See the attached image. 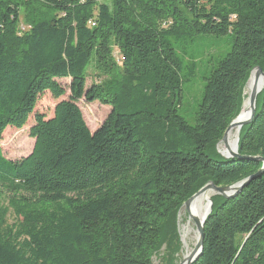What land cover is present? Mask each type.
<instances>
[{"label":"trees","instance_id":"1","mask_svg":"<svg viewBox=\"0 0 264 264\" xmlns=\"http://www.w3.org/2000/svg\"><path fill=\"white\" fill-rule=\"evenodd\" d=\"M227 35L191 125L179 115L196 71L191 58L184 75L187 50ZM263 63L264 0H0V264H153L165 245L173 259L184 204L253 176L212 197L195 264H264V89L240 158L217 149ZM68 79L69 100L35 116L32 153L7 159L5 130L23 129L46 93L63 98ZM83 99L111 107L94 133Z\"/></svg>","mask_w":264,"mask_h":264},{"label":"rangeland","instance_id":"2","mask_svg":"<svg viewBox=\"0 0 264 264\" xmlns=\"http://www.w3.org/2000/svg\"><path fill=\"white\" fill-rule=\"evenodd\" d=\"M233 44L234 38L231 35L223 36L220 38L214 36H197L195 38L194 47L192 49L190 47L188 48V60L185 61L184 64V75H186L189 70H192L190 67L191 61L189 60L191 58L195 59L194 61L196 64V71L194 75L183 84V93L180 102L181 104L179 115L184 117L191 125L194 124L196 112L203 99L206 83L204 78L208 76L214 63L231 52ZM118 64L121 65V63ZM261 67L264 69V63L261 64ZM59 82L66 90V95L63 98L55 100L49 93H46L39 99L34 113L30 116L27 125L23 129L18 130L9 127L5 130L3 140L1 141V147L3 150V154L7 159L16 161L29 156L34 149L35 141L29 137V133L30 129L35 124V116L37 114H41L44 115L46 119H51L54 115L56 105L61 101L69 100L70 80H60ZM92 83L93 79L89 78L87 82V89L91 87ZM247 90V88H245L244 90L245 100L243 102L241 112L243 111V107H245V101L249 96H246ZM77 105L81 109L84 119L92 133H94L103 124L108 115L111 113V107L104 106L99 102L88 103L83 99L79 101ZM212 197L210 199H212ZM0 204L2 206H7V200L4 196L1 197ZM183 209L184 208H182L178 214L179 233L181 226L180 216ZM183 221H187V219L185 218ZM8 222L10 224L14 222L12 211L8 216ZM193 226L196 231L195 225ZM181 239L182 238L180 235V245L177 247V255L174 256L173 259H171L168 255V246L165 245L153 258V264H180L181 262H183L185 260L183 256L184 243ZM196 243L197 241L192 244V251L194 250Z\"/></svg>","mask_w":264,"mask_h":264},{"label":"water","instance_id":"3","mask_svg":"<svg viewBox=\"0 0 264 264\" xmlns=\"http://www.w3.org/2000/svg\"><path fill=\"white\" fill-rule=\"evenodd\" d=\"M245 88L249 90V96H248L249 112L246 115H243V111L240 113V115L231 123L227 132L225 133V136L223 137V139L217 146L219 154L226 160H230V159L236 160L240 158V155L238 153L240 133H239L236 148L234 151L230 149L229 133L236 127H239L240 132H241L243 127L253 122V119L256 115L257 99L264 89V70L262 68L257 67L251 72L249 81L246 84ZM220 146H224L228 152L227 153L222 152L220 150ZM253 178L254 176L236 184L235 186L228 187V188H219V187H216L213 183H208L204 188H202L198 193H196L192 198H190L184 204L183 208L189 209L192 203L194 202V200L202 196L206 192H211L213 196L220 195L224 199L234 198L236 195H238L242 191L244 187H246L249 184V182ZM212 210H213V201L212 199H210V209L205 219L202 222L196 218L193 219L195 227H196V231L198 234V238H197V243L195 245L194 250L192 251L190 256L186 260H184L187 264H195L197 260L199 259L200 255L202 254L203 244H204V227H205L206 220L210 216Z\"/></svg>","mask_w":264,"mask_h":264},{"label":"bare ground","instance_id":"4","mask_svg":"<svg viewBox=\"0 0 264 264\" xmlns=\"http://www.w3.org/2000/svg\"><path fill=\"white\" fill-rule=\"evenodd\" d=\"M24 28L25 27L23 26L21 27L22 30H24ZM248 95H249V90L246 91V96ZM248 112H249V102L247 99L245 101L243 115L248 114ZM239 133H240L239 127L234 128L229 133L230 149L233 151L236 148ZM220 150L224 153L228 152L224 146H220ZM211 197H212V193L206 192L202 196L196 198L189 209L184 208L181 213L180 235L182 238L181 240L184 243L183 256L185 260L192 253V244H194L198 238L197 231H195V228L193 226L195 225L193 219L196 218L201 222L205 219L210 209L209 200ZM185 218L187 219V221H183ZM180 264H187V263L183 261Z\"/></svg>","mask_w":264,"mask_h":264}]
</instances>
